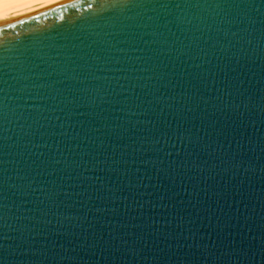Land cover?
<instances>
[{
  "label": "water",
  "instance_id": "obj_1",
  "mask_svg": "<svg viewBox=\"0 0 264 264\" xmlns=\"http://www.w3.org/2000/svg\"><path fill=\"white\" fill-rule=\"evenodd\" d=\"M0 264H264V0L1 18Z\"/></svg>",
  "mask_w": 264,
  "mask_h": 264
},
{
  "label": "bare ground",
  "instance_id": "obj_2",
  "mask_svg": "<svg viewBox=\"0 0 264 264\" xmlns=\"http://www.w3.org/2000/svg\"><path fill=\"white\" fill-rule=\"evenodd\" d=\"M54 0H0V19Z\"/></svg>",
  "mask_w": 264,
  "mask_h": 264
}]
</instances>
